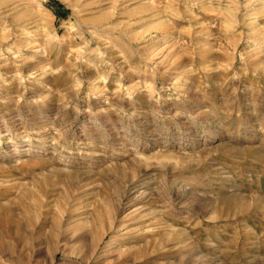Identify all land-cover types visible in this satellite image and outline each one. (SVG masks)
I'll return each instance as SVG.
<instances>
[{
	"label": "rangeland",
	"instance_id": "obj_1",
	"mask_svg": "<svg viewBox=\"0 0 264 264\" xmlns=\"http://www.w3.org/2000/svg\"><path fill=\"white\" fill-rule=\"evenodd\" d=\"M0 264H264V0H0Z\"/></svg>",
	"mask_w": 264,
	"mask_h": 264
},
{
	"label": "bare ground",
	"instance_id": "obj_2",
	"mask_svg": "<svg viewBox=\"0 0 264 264\" xmlns=\"http://www.w3.org/2000/svg\"><path fill=\"white\" fill-rule=\"evenodd\" d=\"M254 12H255V10H254ZM230 13V12H229ZM253 14V13H252ZM39 29V28H38ZM45 73V72H44ZM47 73V72H46ZM185 75V74H184ZM174 230V229H173Z\"/></svg>",
	"mask_w": 264,
	"mask_h": 264
}]
</instances>
